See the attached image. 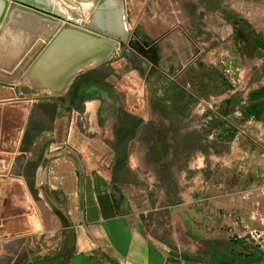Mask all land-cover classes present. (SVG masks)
<instances>
[{
	"label": "crops",
	"instance_id": "obj_1",
	"mask_svg": "<svg viewBox=\"0 0 264 264\" xmlns=\"http://www.w3.org/2000/svg\"><path fill=\"white\" fill-rule=\"evenodd\" d=\"M134 2L145 9L130 30L139 66L120 81L105 79V102L115 111L107 159L78 161L58 144L45 151L42 183L60 199L72 232L71 251L55 264H264V20L243 22L242 2L173 0L172 8L161 1V17L146 0L129 10ZM10 87L14 99L0 105L32 104ZM125 115L135 126L119 143ZM23 128L15 152L0 162L4 175L24 152ZM147 128L161 131L162 149L143 139ZM162 166L169 224L149 227L113 190L124 171ZM12 179L22 192L23 182ZM28 207L36 231L15 239L42 233L30 200Z\"/></svg>",
	"mask_w": 264,
	"mask_h": 264
},
{
	"label": "rangeland",
	"instance_id": "obj_2",
	"mask_svg": "<svg viewBox=\"0 0 264 264\" xmlns=\"http://www.w3.org/2000/svg\"><path fill=\"white\" fill-rule=\"evenodd\" d=\"M161 1L166 4V7L169 5L173 8V0H146L145 2L152 8L156 7L155 11L152 9L151 12L154 11L157 17L164 15L163 11L158 10L159 6L163 8L160 5ZM225 1L227 6L234 2H242L241 11L237 14L243 18V22L246 20L247 23H250L255 20L258 23L255 25L258 27L261 20H264V0ZM123 2L127 8L125 10L123 3L126 27L129 31L136 32L139 28L138 22L145 14V9L141 8L142 4L138 5L134 2V10L130 9V11L129 7L133 4V0H123ZM93 6L92 3L81 5L86 21ZM237 14L232 13L234 16ZM262 23L264 24V22ZM130 42L129 47L124 46L122 49L116 50L108 62L100 67L101 69L79 72L75 90L70 88L63 99H50L47 93L34 91L21 79L11 83L16 99H28L32 101V104L21 135L23 138L21 150L24 152L17 151L15 153L11 167L5 173L10 178L8 181L9 220L5 221L10 224L1 225L2 222H0V264L58 262L62 259V254L67 255L71 251L68 229L50 208L52 205L59 210L60 199L55 194H49L42 183L44 168L50 158L45 156V151L52 150L51 145L58 144L63 145V148H68V154L78 161L83 158L88 164H93L99 158L104 160L103 163L105 162L107 159L105 151L111 143L114 122L112 116L115 112L105 102V93L111 88L109 83H105V79L112 76L113 81H120L123 75L132 69L131 67L139 66L136 38L131 39ZM146 75V79H151L149 71ZM246 78H248V74L245 73L244 79ZM140 80H143V76ZM258 81L261 80L258 79ZM50 108H54V111L52 112ZM57 111L59 117L58 121H55L54 115ZM143 137L146 141L156 142L162 149L160 146L163 137L160 130L147 128ZM149 162L152 164V160ZM3 165L0 166L1 171H3ZM167 174V168L164 166L156 169L146 167L140 170L136 168L124 171L119 176V180L124 183L114 186L113 191L116 196L122 199L120 203L124 208L131 210L130 213L137 216L141 222H146L149 227L152 226V223L154 226L160 225L168 228V211L171 202L164 200V190L162 189L163 183L167 185V189L170 187ZM155 177L157 179H154ZM12 178H18L23 182V191L27 193L41 224H43V230L40 231L42 233L18 239L11 236L10 233L8 234V231L11 232L16 225L29 230L26 227L29 222V214H27L29 200L25 198V192L17 189ZM13 186H15V191ZM69 229H71L70 225Z\"/></svg>",
	"mask_w": 264,
	"mask_h": 264
},
{
	"label": "water",
	"instance_id": "obj_3",
	"mask_svg": "<svg viewBox=\"0 0 264 264\" xmlns=\"http://www.w3.org/2000/svg\"><path fill=\"white\" fill-rule=\"evenodd\" d=\"M85 3L94 5L87 21L81 8ZM130 37L123 0H0V101L14 99L10 86L20 79L50 99H63L79 72L103 66L116 50L130 46ZM30 105V101L0 105V162L15 152ZM8 189L0 169L1 225L10 224L5 221ZM50 208L68 229L71 247L69 224L61 211ZM34 220L29 216V230L16 225L8 234L16 237L36 231Z\"/></svg>",
	"mask_w": 264,
	"mask_h": 264
},
{
	"label": "trees",
	"instance_id": "obj_4",
	"mask_svg": "<svg viewBox=\"0 0 264 264\" xmlns=\"http://www.w3.org/2000/svg\"><path fill=\"white\" fill-rule=\"evenodd\" d=\"M75 82H76V80H75ZM75 82L71 86V88H73V91L75 90V86H76ZM50 109L52 112L54 111V108H50ZM124 118H125V121H124L125 128L123 129L120 136H118V137L115 136V138H117L119 140V143L126 141L127 138L131 137L133 128L135 126V124H134L135 121H134L133 117L125 115Z\"/></svg>",
	"mask_w": 264,
	"mask_h": 264
},
{
	"label": "bare ground",
	"instance_id": "obj_5",
	"mask_svg": "<svg viewBox=\"0 0 264 264\" xmlns=\"http://www.w3.org/2000/svg\"><path fill=\"white\" fill-rule=\"evenodd\" d=\"M10 100H13V99H10ZM38 172V171H37ZM46 201V200H45ZM29 264V263H28Z\"/></svg>",
	"mask_w": 264,
	"mask_h": 264
},
{
	"label": "flooded vegetation",
	"instance_id": "obj_6",
	"mask_svg": "<svg viewBox=\"0 0 264 264\" xmlns=\"http://www.w3.org/2000/svg\"><path fill=\"white\" fill-rule=\"evenodd\" d=\"M150 73V75H151V72H149Z\"/></svg>",
	"mask_w": 264,
	"mask_h": 264
},
{
	"label": "built area",
	"instance_id": "obj_7",
	"mask_svg": "<svg viewBox=\"0 0 264 264\" xmlns=\"http://www.w3.org/2000/svg\"><path fill=\"white\" fill-rule=\"evenodd\" d=\"M238 119V118H237Z\"/></svg>",
	"mask_w": 264,
	"mask_h": 264
}]
</instances>
